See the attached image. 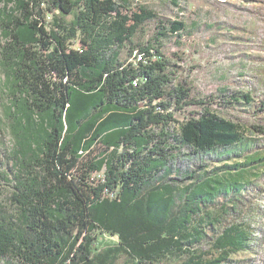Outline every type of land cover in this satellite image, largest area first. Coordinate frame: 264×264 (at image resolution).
Listing matches in <instances>:
<instances>
[{"label": "trees", "instance_id": "trees-1", "mask_svg": "<svg viewBox=\"0 0 264 264\" xmlns=\"http://www.w3.org/2000/svg\"><path fill=\"white\" fill-rule=\"evenodd\" d=\"M1 1L0 124L12 167L0 258L242 264L233 255L261 243V209L246 194L263 191L264 153L220 109L258 113L264 100L226 87L197 95L173 60L183 52L167 47L184 45L186 23L145 5ZM190 105L200 111L177 119ZM183 156L197 167L172 175ZM101 233L118 243L99 246Z\"/></svg>", "mask_w": 264, "mask_h": 264}, {"label": "rangeland", "instance_id": "rangeland-1", "mask_svg": "<svg viewBox=\"0 0 264 264\" xmlns=\"http://www.w3.org/2000/svg\"><path fill=\"white\" fill-rule=\"evenodd\" d=\"M123 10H132L137 4L153 9L161 17L181 19L186 23L182 34L184 45L177 47L174 41L167 42L171 51L183 52V61H178L185 73L196 86L197 95H217L221 88L233 91H250L254 104L264 100V0H117ZM4 2L0 0V7ZM76 47V42L70 43ZM184 113L176 118L196 115L200 111L197 105L186 107ZM224 116L237 122L246 138L254 139L256 150L264 153V134L255 132L251 125L264 127V111L254 113L251 107L240 104L238 109H220ZM12 140L4 126L0 124V206L8 207V190L12 163L8 153ZM102 147L97 144L92 154ZM230 164V160H225ZM199 159L181 157L176 162L177 170L172 175L179 176L178 170L194 169ZM262 176H264V167ZM96 177V176H95ZM259 186L246 194L250 203L261 209L259 233L261 243L252 252H240L233 255L242 264H264V180ZM261 227V228H260ZM258 234V233H257ZM100 244L114 245L116 237L101 233ZM0 264H16L11 258H0Z\"/></svg>", "mask_w": 264, "mask_h": 264}]
</instances>
